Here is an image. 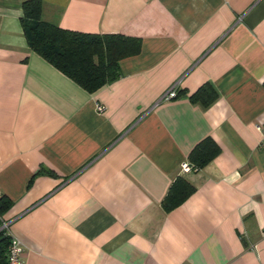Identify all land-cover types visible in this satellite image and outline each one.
I'll return each mask as SVG.
<instances>
[{
	"label": "crops",
	"instance_id": "0c3cea01",
	"mask_svg": "<svg viewBox=\"0 0 264 264\" xmlns=\"http://www.w3.org/2000/svg\"><path fill=\"white\" fill-rule=\"evenodd\" d=\"M24 1L0 0V220L22 263L264 264V0H42L61 29L140 39L94 93L28 48ZM205 138L219 155L182 174ZM177 178L194 191L165 212Z\"/></svg>",
	"mask_w": 264,
	"mask_h": 264
},
{
	"label": "trees",
	"instance_id": "16d2710c",
	"mask_svg": "<svg viewBox=\"0 0 264 264\" xmlns=\"http://www.w3.org/2000/svg\"><path fill=\"white\" fill-rule=\"evenodd\" d=\"M42 0H26L21 5L20 23L28 48L50 63L83 90L94 93L120 77L119 62L140 51V39L116 34H86L61 29L41 19ZM216 98L209 84L202 85L190 100L207 107ZM220 153L211 138L202 140L190 153V165L202 169ZM194 189L177 178L161 202L165 212L181 205ZM0 197V215L9 207ZM10 237L0 230V264H7Z\"/></svg>",
	"mask_w": 264,
	"mask_h": 264
},
{
	"label": "built area",
	"instance_id": "2783aa9c",
	"mask_svg": "<svg viewBox=\"0 0 264 264\" xmlns=\"http://www.w3.org/2000/svg\"><path fill=\"white\" fill-rule=\"evenodd\" d=\"M176 97V92L175 88L173 87L167 94H165L161 99L162 100H170ZM101 106H97V111L101 112L102 111ZM258 130H261L260 128H257ZM196 171L195 168H193L190 164L188 163H182L180 166V172L182 174H187L190 172ZM0 230H4L6 234L9 236L7 233V223L3 222L0 220ZM10 237V244L8 247L7 251V264H23L22 263V253H23V247L21 246L20 242L16 240L15 238Z\"/></svg>",
	"mask_w": 264,
	"mask_h": 264
}]
</instances>
